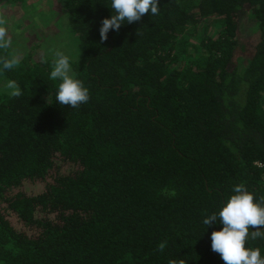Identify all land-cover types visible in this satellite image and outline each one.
Wrapping results in <instances>:
<instances>
[{"label": "trees", "instance_id": "obj_1", "mask_svg": "<svg viewBox=\"0 0 264 264\" xmlns=\"http://www.w3.org/2000/svg\"><path fill=\"white\" fill-rule=\"evenodd\" d=\"M58 1L90 98L56 102L50 57L0 75V264H224L203 220L264 197V0H158L103 43L110 0Z\"/></svg>", "mask_w": 264, "mask_h": 264}, {"label": "clouds", "instance_id": "obj_2", "mask_svg": "<svg viewBox=\"0 0 264 264\" xmlns=\"http://www.w3.org/2000/svg\"><path fill=\"white\" fill-rule=\"evenodd\" d=\"M113 14L101 21L99 28L100 41H107L110 30L119 31L124 23L132 24L140 21L145 14L158 15V0H110ZM12 40L8 34L6 20L0 17V50L11 47ZM52 53V66L49 79L59 81L55 100L59 105L79 108L89 100V90L84 83L76 78L70 64V57L60 50H49ZM21 57L13 52L10 55H0V75L6 70L17 68ZM9 98H19L23 95L17 81L7 79L3 85ZM232 194L218 212H214L203 220L210 226L216 223L222 225L220 230L211 232V250L220 255L224 264H264L259 248L246 247L249 238L264 239V197L257 202L253 193L243 184L233 187ZM171 195H175L173 191ZM251 229V231H250ZM255 229V230H253ZM166 242H161L157 250L163 252ZM169 264H174L169 261Z\"/></svg>", "mask_w": 264, "mask_h": 264}, {"label": "rangeland", "instance_id": "obj_3", "mask_svg": "<svg viewBox=\"0 0 264 264\" xmlns=\"http://www.w3.org/2000/svg\"><path fill=\"white\" fill-rule=\"evenodd\" d=\"M0 17L6 20L8 34L12 40L8 50L17 53L21 59L30 57L39 62L46 57L53 58L49 50L58 49L72 56L71 51L66 48L70 40L64 32V20L58 0H24L21 5L16 6L0 3ZM209 31L208 27L204 29L205 34ZM257 37L258 35L241 37L240 43H244L247 50L243 51L241 48L238 50L236 54L238 62L248 60L250 55L248 49L254 45ZM188 46L191 47L192 43L189 42ZM4 83L0 80V94L6 91Z\"/></svg>", "mask_w": 264, "mask_h": 264}]
</instances>
